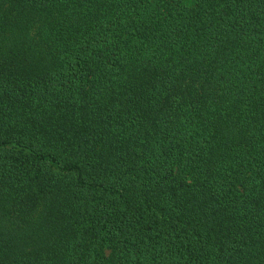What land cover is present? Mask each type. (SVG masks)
<instances>
[{"label":"trees","instance_id":"obj_1","mask_svg":"<svg viewBox=\"0 0 264 264\" xmlns=\"http://www.w3.org/2000/svg\"><path fill=\"white\" fill-rule=\"evenodd\" d=\"M0 264H264V0H0Z\"/></svg>","mask_w":264,"mask_h":264}]
</instances>
